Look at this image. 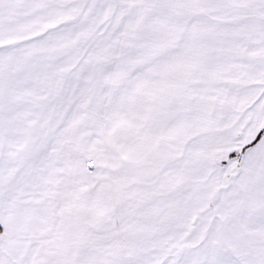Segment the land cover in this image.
<instances>
[{
  "label": "snow or ice",
  "instance_id": "snow-or-ice-1",
  "mask_svg": "<svg viewBox=\"0 0 264 264\" xmlns=\"http://www.w3.org/2000/svg\"><path fill=\"white\" fill-rule=\"evenodd\" d=\"M0 264H264V0H0Z\"/></svg>",
  "mask_w": 264,
  "mask_h": 264
}]
</instances>
